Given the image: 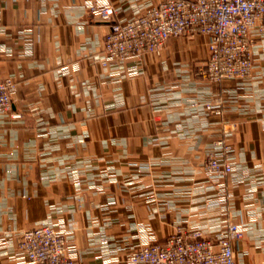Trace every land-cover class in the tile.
<instances>
[{"label": "crops", "instance_id": "1", "mask_svg": "<svg viewBox=\"0 0 264 264\" xmlns=\"http://www.w3.org/2000/svg\"><path fill=\"white\" fill-rule=\"evenodd\" d=\"M160 1L0 0V78L16 84L0 113V264H25L19 234L42 225L78 264H127L178 228L214 239L229 223L236 264H264V37L243 79L206 78L201 35L103 66L108 24L89 6L124 23ZM225 145L231 173L208 174Z\"/></svg>", "mask_w": 264, "mask_h": 264}, {"label": "built area", "instance_id": "2", "mask_svg": "<svg viewBox=\"0 0 264 264\" xmlns=\"http://www.w3.org/2000/svg\"><path fill=\"white\" fill-rule=\"evenodd\" d=\"M89 13L108 24L102 50V62L122 64L145 54L159 56L169 38L201 35L208 38L206 78L215 83L243 79L250 74L251 48L264 37V0H162L146 8L139 16L124 23L113 20L110 7L89 6ZM16 84L0 78V113L13 103ZM207 108L220 114L217 106ZM19 117L18 115H14ZM226 149V148H225ZM205 171L226 177L232 165L209 157ZM264 196V189L262 191ZM242 236V229L227 224L214 239L200 228L177 231L162 243L146 241L132 249L127 264H236L232 243ZM16 249L25 264H78L68 254L66 235L54 227L42 225L19 234Z\"/></svg>", "mask_w": 264, "mask_h": 264}, {"label": "rangeland", "instance_id": "3", "mask_svg": "<svg viewBox=\"0 0 264 264\" xmlns=\"http://www.w3.org/2000/svg\"><path fill=\"white\" fill-rule=\"evenodd\" d=\"M186 38H191V37H186ZM258 42V40L255 42V44L253 45V47L251 48V67H250V69H253V65H254V62H255V58H254V56H253V49H254V46H256V43ZM103 51V50H102ZM161 55V54H160ZM159 55V56H160ZM207 59V58H206ZM103 62V61H102ZM102 62H101V64H102ZM205 62H206V60H204L203 61V64H202V66H201V68L200 69H204V66H205ZM103 65V64H102ZM103 66H106V65H103ZM250 72H251V70H250ZM250 75V74H249ZM249 75L247 76V77H249ZM247 77H245V78H247ZM215 111L216 110H218V109H214ZM216 113V112H215ZM226 148V149H225ZM230 146L229 145H225L224 146V148H223V152H222V154L219 156L220 157V159H223V161H225L226 163H229V164H231V160H230ZM209 157H218V156H216V155H210ZM208 157V158H209ZM232 165V164H231Z\"/></svg>", "mask_w": 264, "mask_h": 264}]
</instances>
